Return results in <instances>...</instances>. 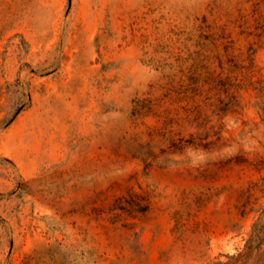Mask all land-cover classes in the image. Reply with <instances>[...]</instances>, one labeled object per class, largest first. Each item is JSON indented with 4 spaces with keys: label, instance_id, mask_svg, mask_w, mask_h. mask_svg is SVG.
<instances>
[{
    "label": "rangeland",
    "instance_id": "374dc122",
    "mask_svg": "<svg viewBox=\"0 0 264 264\" xmlns=\"http://www.w3.org/2000/svg\"><path fill=\"white\" fill-rule=\"evenodd\" d=\"M249 7L0 0V264H264Z\"/></svg>",
    "mask_w": 264,
    "mask_h": 264
},
{
    "label": "trees",
    "instance_id": "16d2710c",
    "mask_svg": "<svg viewBox=\"0 0 264 264\" xmlns=\"http://www.w3.org/2000/svg\"><path fill=\"white\" fill-rule=\"evenodd\" d=\"M250 12L248 22L252 25L253 30H250V33H255L260 38L264 37V0H250ZM222 84L224 81L228 82V79L222 78L220 80ZM260 93L264 91V82L260 80L259 88Z\"/></svg>",
    "mask_w": 264,
    "mask_h": 264
}]
</instances>
